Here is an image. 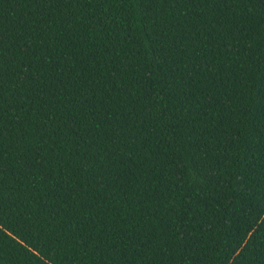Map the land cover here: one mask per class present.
<instances>
[{"label":"trees","instance_id":"16d2710c","mask_svg":"<svg viewBox=\"0 0 264 264\" xmlns=\"http://www.w3.org/2000/svg\"><path fill=\"white\" fill-rule=\"evenodd\" d=\"M0 264H264V0H0Z\"/></svg>","mask_w":264,"mask_h":264}]
</instances>
